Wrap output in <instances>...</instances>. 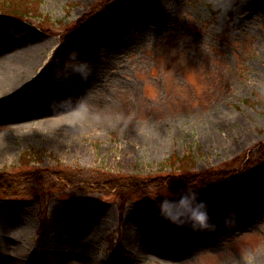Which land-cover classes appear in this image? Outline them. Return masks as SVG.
<instances>
[{
	"label": "rangeland",
	"instance_id": "obj_1",
	"mask_svg": "<svg viewBox=\"0 0 264 264\" xmlns=\"http://www.w3.org/2000/svg\"><path fill=\"white\" fill-rule=\"evenodd\" d=\"M99 1L42 0L25 20L0 14V75L26 49L40 62L26 99L0 97V171L20 168L31 149L43 154L32 165L136 178L178 174L168 160L187 156L209 184L194 191L217 226L161 215L165 199L192 191L158 201L148 191L29 185L33 197H0V259L134 264L135 247L136 264H264V211L239 205L257 194L264 206V174L246 165L264 143V10L253 0H140L125 8L132 35L120 39ZM222 169L239 181L209 176ZM179 234L191 235L187 245Z\"/></svg>",
	"mask_w": 264,
	"mask_h": 264
},
{
	"label": "trees",
	"instance_id": "obj_2",
	"mask_svg": "<svg viewBox=\"0 0 264 264\" xmlns=\"http://www.w3.org/2000/svg\"><path fill=\"white\" fill-rule=\"evenodd\" d=\"M42 0H0V14L3 17L25 20L31 16H37L40 11ZM137 10L140 6V0H101L95 4L94 8L104 7L109 10L111 19L114 20V33L120 39H127L132 35L131 22L129 16L125 13L126 7ZM252 6L256 9L264 10V0H253ZM116 7V8H114ZM83 19L78 21L79 26L84 25ZM258 102L264 105V96L258 94ZM42 153L31 149L25 151L21 156L20 168H5L0 171V197H15L23 199L33 197V193L28 189L29 185H37L42 188L56 189L83 183L86 187L113 190L121 195L127 192H151L154 193L156 200H161L164 191H168L171 196H179L188 191L198 190L201 187L209 186L204 182L203 174L195 173L191 170V160L187 156L178 158L173 155L168 160L174 168L181 167L182 172L175 174H155L148 175L145 178H136L133 176H119L109 172H95L93 170L75 169L66 167L63 164L55 168H44L41 165H32L36 157ZM248 167H255L264 174V143L255 146L248 153L246 159ZM97 173V174H95ZM232 173L228 169L213 170L209 176L219 182L232 181ZM93 174V175H92ZM52 177V179H49ZM50 180V181H49ZM239 181V180H238ZM46 189V188H45ZM105 190V189H104ZM124 201V198H122Z\"/></svg>",
	"mask_w": 264,
	"mask_h": 264
},
{
	"label": "bare ground",
	"instance_id": "obj_3",
	"mask_svg": "<svg viewBox=\"0 0 264 264\" xmlns=\"http://www.w3.org/2000/svg\"><path fill=\"white\" fill-rule=\"evenodd\" d=\"M5 37L4 35H0V47L1 44H3V42H5ZM7 43V42H6ZM16 64H14L15 66V74L13 72L9 73V76H5L4 75H0V97L10 94L13 95L14 97H21L26 99L29 93V85L26 84V82L28 80L31 79L32 74L30 73L31 69H33L36 65H39V59L35 57V54L33 55L32 53H30L27 49L24 50V53L22 54L21 57H17L16 59ZM13 69V68H12ZM13 73V74H12ZM28 102V101H27ZM29 107V106H28ZM28 111H26V114H30L31 112H33L30 109H27ZM17 118V117H16ZM250 195V194H249ZM261 197V195H260ZM263 198L261 197L260 200H262ZM258 198L257 194H252L250 196V198L247 201H242L239 205L241 208H245L246 206L249 205V202H251V204L249 206L250 207V212L254 214H260L262 211H264V206L262 204H258L257 206H255V204H257V202L260 201ZM232 223V222H231ZM243 224L246 226H250L251 224H253L252 219H250V221L248 220L243 221ZM241 223V225H243ZM194 234V232L192 233ZM188 236H191L190 234L184 236L183 234H179L177 239L178 240H183L184 244H188L189 243V239ZM134 249V261L132 263L136 264L138 262H140L143 260V254L139 253L136 251V248L133 247ZM138 248V247H137ZM178 255H180L177 250H175ZM182 251V250H181ZM0 264H5V261H3L2 259H0ZM13 264H23V261L20 260H16ZM128 264V263H127Z\"/></svg>",
	"mask_w": 264,
	"mask_h": 264
},
{
	"label": "clouds",
	"instance_id": "obj_4",
	"mask_svg": "<svg viewBox=\"0 0 264 264\" xmlns=\"http://www.w3.org/2000/svg\"><path fill=\"white\" fill-rule=\"evenodd\" d=\"M198 195V192L192 191L190 196H183L178 203L165 199L160 204L161 215L181 226L186 223L184 217H187L192 221L194 230H214L217 225L211 219L208 210L210 204L204 200L197 201ZM225 220L227 221V217Z\"/></svg>",
	"mask_w": 264,
	"mask_h": 264
}]
</instances>
